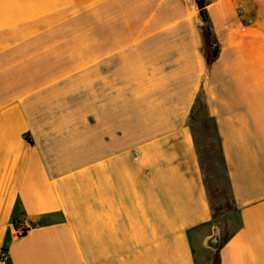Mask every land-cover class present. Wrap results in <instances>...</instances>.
<instances>
[{
  "label": "crops",
  "instance_id": "0c3cea01",
  "mask_svg": "<svg viewBox=\"0 0 264 264\" xmlns=\"http://www.w3.org/2000/svg\"><path fill=\"white\" fill-rule=\"evenodd\" d=\"M205 1L0 0V264H264V0Z\"/></svg>",
  "mask_w": 264,
  "mask_h": 264
},
{
  "label": "rangeland",
  "instance_id": "374dc122",
  "mask_svg": "<svg viewBox=\"0 0 264 264\" xmlns=\"http://www.w3.org/2000/svg\"><path fill=\"white\" fill-rule=\"evenodd\" d=\"M197 143L201 151V158L203 162V168L205 170V176L207 181V187L213 206V213L217 217L230 207L231 201L228 197L227 188L220 181L218 175L212 174L211 161L217 162V151L213 135L211 136H197ZM210 160V162H208ZM217 174V172H215ZM215 258L212 259L211 264H214Z\"/></svg>",
  "mask_w": 264,
  "mask_h": 264
},
{
  "label": "trees",
  "instance_id": "16d2710c",
  "mask_svg": "<svg viewBox=\"0 0 264 264\" xmlns=\"http://www.w3.org/2000/svg\"><path fill=\"white\" fill-rule=\"evenodd\" d=\"M195 3H196V6L198 8V12H199V15L204 23V26H203V36H204V39L206 42H211L210 40V36L212 34L211 32V29L208 25V15H207V11H206V1L205 0H195ZM12 223L13 225L16 227V225L18 224V221L14 218H12ZM26 229L24 228L23 229V233H25ZM19 234V235H21ZM214 264H217V259L215 258V261H214Z\"/></svg>",
  "mask_w": 264,
  "mask_h": 264
},
{
  "label": "water",
  "instance_id": "95a60500",
  "mask_svg": "<svg viewBox=\"0 0 264 264\" xmlns=\"http://www.w3.org/2000/svg\"><path fill=\"white\" fill-rule=\"evenodd\" d=\"M216 52H217V50L213 53V55H215ZM217 242H218L217 235L214 234L211 236L210 240L208 241V245L212 248H215L217 246Z\"/></svg>",
  "mask_w": 264,
  "mask_h": 264
},
{
  "label": "built area",
  "instance_id": "2783aa9c",
  "mask_svg": "<svg viewBox=\"0 0 264 264\" xmlns=\"http://www.w3.org/2000/svg\"><path fill=\"white\" fill-rule=\"evenodd\" d=\"M239 12L241 13L242 10H239ZM23 227L18 223L15 227V231L17 232V234H21L23 232Z\"/></svg>",
  "mask_w": 264,
  "mask_h": 264
}]
</instances>
